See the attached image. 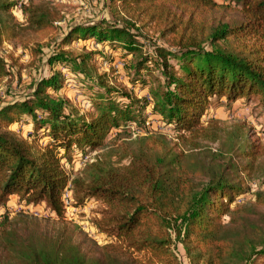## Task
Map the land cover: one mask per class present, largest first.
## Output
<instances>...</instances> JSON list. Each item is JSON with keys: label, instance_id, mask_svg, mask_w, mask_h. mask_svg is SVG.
<instances>
[{"label": "trees", "instance_id": "16d2710c", "mask_svg": "<svg viewBox=\"0 0 264 264\" xmlns=\"http://www.w3.org/2000/svg\"><path fill=\"white\" fill-rule=\"evenodd\" d=\"M228 1L102 0L113 20L71 27L47 60L85 79L82 85L95 95L96 114L89 119L73 109L67 114L69 101L54 96L62 88L58 71L33 77L30 93L19 99H0V211L16 196L27 206L45 205L57 218L51 224L24 211L1 214L0 264H182L175 242L191 264H264V190L238 200L250 192L244 175L255 171V146L244 125L210 120L205 126L203 120L212 98L256 97L264 104V0ZM16 7L17 1L0 0V46L7 37L37 59L56 18L47 5L28 0L20 24L11 15ZM148 29L170 48L154 43L147 52L141 31ZM73 39L120 48L137 59L138 77L157 71L164 84L150 90V100L118 91L87 71L90 56L65 49ZM9 75L0 55V78ZM148 107L178 142L148 131ZM26 116L32 117V140L12 129ZM41 130L51 140L47 145H39ZM112 130L120 146L106 144ZM137 131L143 134L135 137ZM73 148L105 155L71 178L60 151ZM66 190L77 205L101 201L95 225L115 243L99 245L64 220Z\"/></svg>", "mask_w": 264, "mask_h": 264}, {"label": "rangeland", "instance_id": "374dc122", "mask_svg": "<svg viewBox=\"0 0 264 264\" xmlns=\"http://www.w3.org/2000/svg\"><path fill=\"white\" fill-rule=\"evenodd\" d=\"M12 1H17V7L11 12L15 20L14 22L23 24L25 20L20 8L28 0ZM35 1L49 7L51 13L56 18L54 28L48 37L40 41V45L44 47V54L38 56L37 59H34L28 50H24L19 42L12 43L7 37H3V42L0 46V55L8 64L10 75L0 78V99L4 101L8 95L19 99L30 93L26 87L33 77L40 78V76H44L45 78H49L54 72L58 71L61 72L63 78L62 88L54 96L69 101L70 106L66 111L67 114L73 109L76 115L87 116L89 119L90 116L96 114L92 106V100L95 98V95H91L93 92L88 87L82 85L81 81L85 79L60 63L49 66L47 60L53 48L56 47L55 43L61 42L64 34L71 27L86 23L90 24L103 19L113 20V17L109 9L104 7L102 0ZM215 2L229 5L228 0H215ZM212 18L207 15L200 16V19L209 21ZM230 18L228 17V20ZM141 32L148 40L147 46L145 47L147 52L152 50L154 43L170 48V43L161 39L159 33L154 29L142 30ZM40 45L34 46L39 47ZM65 49H73L74 56H78L79 54L90 56L91 58L85 67L94 78L98 76L105 77L110 87L118 91H129L137 100H150V90L164 84V80L157 71L152 75H148L147 72H142L138 77L134 68L137 59L128 55L120 48L113 49L107 45L103 46L97 44L92 39H73L69 45L65 46ZM42 58L43 60L39 61ZM143 78L146 80L158 78L159 81L151 80L153 84L144 86L141 84V79ZM50 94L52 93L50 92ZM37 114L40 115V112L38 111ZM145 114L147 116L146 128H148V131L164 134L174 143L178 142L176 139L177 133L172 127L165 125L159 118L154 117L151 112V107L146 108ZM24 120L14 125L12 129L18 132L22 138L32 140L34 139L33 136L31 138L28 137L30 134L33 135L32 117L26 116ZM203 120H205V126L208 125V121L216 120L222 127H231L235 124H242L246 127L251 142L256 149L254 161L255 171L249 176L244 175L246 185L250 192L242 198L239 197L238 200L239 202L244 201V199L249 198V195L256 190H264V104L256 97H251L248 100L245 98L238 99L234 103H228L225 99L218 100L217 98H212ZM132 128L134 131L136 127ZM137 132H134L136 133L134 134L135 137L143 134L142 132ZM115 134L116 132L114 130L110 131L105 140L106 144L115 145V147L122 144V140L117 141L115 139ZM38 140L39 145H47L51 142L45 130L39 132ZM209 146L212 149L217 148L216 144H210ZM60 153L62 166L71 178L76 177L87 163L96 161L105 155V151L100 149H94L84 153L73 148L69 153L64 151H60ZM113 160H117V157H114ZM123 163L126 164V161ZM65 193L70 195L71 200L69 205L65 207L64 220L80 227L82 232L86 233L99 245L115 243L114 238L108 237L106 234L100 232L95 225L96 221L101 217V210L104 208L101 201L88 198L83 204L77 205L73 200L72 192L66 190ZM19 211H24L39 219H45L51 224L57 221L56 216L51 214L45 205L27 206L24 203H20L16 196L10 198L7 207L0 211V215L8 212L12 217ZM172 249L182 264H191L182 244L175 242Z\"/></svg>", "mask_w": 264, "mask_h": 264}, {"label": "built area", "instance_id": "2783aa9c", "mask_svg": "<svg viewBox=\"0 0 264 264\" xmlns=\"http://www.w3.org/2000/svg\"><path fill=\"white\" fill-rule=\"evenodd\" d=\"M70 195L68 193H65L64 194V197H63V202H64V206L67 207L70 203Z\"/></svg>", "mask_w": 264, "mask_h": 264}]
</instances>
